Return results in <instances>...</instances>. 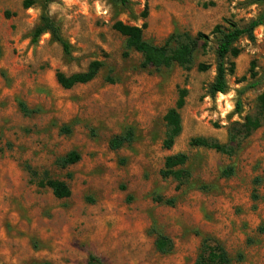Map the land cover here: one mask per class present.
Here are the masks:
<instances>
[{"label":"rangeland","instance_id":"1","mask_svg":"<svg viewBox=\"0 0 264 264\" xmlns=\"http://www.w3.org/2000/svg\"><path fill=\"white\" fill-rule=\"evenodd\" d=\"M34 1L26 9L25 0H0V264H88L91 256L102 264H194L206 236L221 241L233 264H264V124L231 157L190 146L198 137L226 144L234 129L258 114L264 24L255 41L238 43L241 55L228 59L236 65L228 92L215 98L208 96L216 76L211 32L226 19L248 26L264 15V4ZM45 11L70 54L49 33L34 40ZM117 22L147 23L144 38L158 46L176 33L209 39L199 43L191 70L145 69L143 56L127 50L126 38L114 30ZM95 61L104 67L92 82L70 90L58 83L59 73H83ZM200 64L211 68L201 72ZM182 89L188 91L180 111L183 131L167 150L164 117ZM20 102L37 113L24 115ZM128 130L132 143L112 150L110 141ZM72 151L81 161L58 167L56 161ZM178 153L189 156L191 174L180 187L161 176L166 158ZM229 167L234 175L226 178L222 172ZM47 178L67 182L71 197L60 200L39 187ZM158 198L176 202L169 206ZM157 232L172 239L171 254L157 252Z\"/></svg>","mask_w":264,"mask_h":264},{"label":"trees","instance_id":"2","mask_svg":"<svg viewBox=\"0 0 264 264\" xmlns=\"http://www.w3.org/2000/svg\"><path fill=\"white\" fill-rule=\"evenodd\" d=\"M53 1L44 0L45 6H48ZM249 1L254 4H264V0ZM120 2L126 4L127 0H120ZM34 3V0H25L24 8H31ZM143 16L144 18L148 17L147 9L143 13ZM263 24L264 15L250 22L246 27H240L235 22L226 19L224 20V24H219L213 29L211 35L217 38L216 76L214 82L208 88L209 97L215 98L218 94H226L228 92V77L233 76L236 70L235 62H228V59H237L242 53L241 48L238 46L240 40L245 38L251 42L255 41V30ZM113 28L126 38L127 50H134L143 56L142 66L145 69L150 67L155 69L171 68L177 65L184 70H191L194 66L195 53L199 48V43L204 41L205 45L209 39V35L203 33H198L196 37L188 33H176L170 36L164 45L158 46L144 38V30L147 28V23H144L142 27H137L126 25L123 22H117ZM45 33H49L52 39L59 43L67 54H70V45L63 38L60 27L47 11L43 13L39 25L34 30V40H38ZM125 56H128V54H125ZM103 67V62L95 61L83 73H76L71 76L59 73L57 75V81L64 89L70 90L77 85L92 82ZM210 68L209 65L204 64L198 66V70L201 72H207ZM254 68L255 64L253 63L252 70ZM253 76H256V74L253 73ZM187 97L188 91L186 89L180 90L176 106L170 109L164 117L167 132L163 141V147L167 150H171L175 146L176 140L182 134L183 125L180 111L185 107ZM258 102V114L247 117L245 123L240 124L241 129H234L230 133L228 143L221 144L213 139L198 137L190 141V146L213 150L230 157L235 155L241 141L251 136L253 132L261 128L264 124V94L259 97ZM19 106L26 116L37 113V111L29 109L24 102H20ZM240 106L241 103H238V110ZM63 130L69 132L68 128H63ZM132 140L133 133L131 130H128L125 134L114 137L110 141V147L112 150L117 151L126 144H131ZM80 161L81 155L76 151H72L66 156L59 158L56 161V165L65 169ZM188 161L189 156L185 153H178L167 157L164 169L161 171V176L164 179L173 178L178 182V187H180L191 179L190 171L186 169ZM222 175L230 178L234 175V169L229 167L223 170ZM38 185L42 188L47 187L51 189L53 195L60 200L68 199L72 195L71 189L65 181L47 178L46 180L40 181ZM155 201L169 206H174L176 202L175 199L164 200L162 198H158ZM156 234L155 247L157 252L161 255L171 254L174 251L172 239L162 233L157 232ZM233 261V258L221 241L211 236H206L202 240L201 250L194 264H233ZM88 264H102V262L98 257L91 256Z\"/></svg>","mask_w":264,"mask_h":264}]
</instances>
